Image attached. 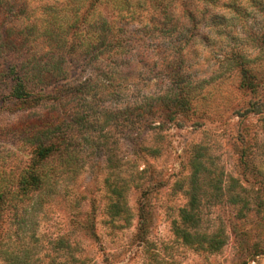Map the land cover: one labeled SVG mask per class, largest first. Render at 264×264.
<instances>
[{
    "label": "rangeland",
    "instance_id": "obj_1",
    "mask_svg": "<svg viewBox=\"0 0 264 264\" xmlns=\"http://www.w3.org/2000/svg\"><path fill=\"white\" fill-rule=\"evenodd\" d=\"M0 264H264V0H0Z\"/></svg>",
    "mask_w": 264,
    "mask_h": 264
},
{
    "label": "trees",
    "instance_id": "obj_2",
    "mask_svg": "<svg viewBox=\"0 0 264 264\" xmlns=\"http://www.w3.org/2000/svg\"><path fill=\"white\" fill-rule=\"evenodd\" d=\"M124 3V1H115L116 5ZM123 19V17H120ZM95 33L93 38L88 40L84 46L85 51H98V50H106L109 48H113L116 45L122 46L124 44V40L122 39V33L126 32L125 24H121L119 26L120 35L115 37L110 35L109 22L105 18H101L100 21L95 23ZM34 64L26 66L24 70L20 71V73H16L15 69H12V84L10 86L9 96L16 101H25V100H40L45 97L47 93V81L48 76L43 75L42 71L38 69ZM48 75L53 74L47 72ZM50 73V74H49ZM52 76V75H50ZM37 102V101H36ZM134 109V108H132ZM130 111V110H129ZM36 125H32L30 128L33 134L32 137L35 138V152L38 155L40 160H45L51 153L55 150V145L53 143H46L44 138L42 137L41 130H43V126L41 125V121L37 120ZM38 174V173H37ZM186 220L189 219V215H184Z\"/></svg>",
    "mask_w": 264,
    "mask_h": 264
}]
</instances>
